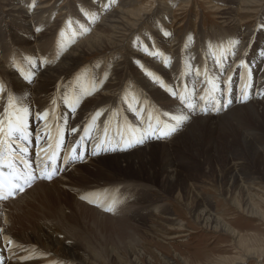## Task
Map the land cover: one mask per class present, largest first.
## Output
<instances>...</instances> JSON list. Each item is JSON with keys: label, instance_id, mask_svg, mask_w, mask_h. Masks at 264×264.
Masks as SVG:
<instances>
[{"label": "bare ground", "instance_id": "bare-ground-1", "mask_svg": "<svg viewBox=\"0 0 264 264\" xmlns=\"http://www.w3.org/2000/svg\"><path fill=\"white\" fill-rule=\"evenodd\" d=\"M133 1L86 0L89 7L88 20L84 18L81 21L85 23V30L65 32L62 30L63 21L60 23L58 19L52 18L56 8L49 5L48 1L35 2L34 4V0H0V84L4 86L3 91H0V122L3 123L5 133L3 137H0L4 140L0 150L4 152L5 157L14 158L16 167L30 171L37 179L33 185L15 199L7 202L0 201V209L5 203L6 207H10L19 213L23 212L25 209L23 206H16L21 205L17 202L35 188L45 184L48 199L61 204L57 219L68 221L71 217L78 219L81 216L83 222H86L85 218L87 217L95 223L98 214L94 213L99 212L101 214L102 209L99 211V208H96L97 205L90 202L93 201V196L84 198L80 191L75 192L81 198L83 197L85 204L80 202L81 200H74V203L71 204L68 199L71 187L82 188L94 185L88 182L83 186V182L88 180L89 174L98 172L101 165H105L109 170V174L105 178L114 177L121 171L138 176L139 180L150 183V180L158 177L155 175L156 170L145 173L144 170L136 166V160L141 155H147L146 150L142 149L151 144L150 149L152 151L163 155L164 163L160 168H174V171L170 169V172H173L172 175L175 177L179 173L182 179L179 177L175 179L170 173L165 175V173L158 171L162 180L160 181L162 190H166L168 193L175 192L176 189L179 190L178 199L181 200L182 197L186 202L188 201V203L183 204L198 224L207 228H219L236 236V230L233 226L226 224L221 217L213 214L214 205L210 202L211 200H200L197 202L198 204L192 200L196 196L198 198L200 194L196 189L198 185L189 179V172L187 174V171L179 169L185 165L191 167L195 160L185 157V163L182 161L181 165L179 164L180 161L173 162L174 158L173 160L171 158L174 156L172 146L165 148L166 146L160 143L163 141L164 144V139L157 138L159 130L166 127L164 124L166 118L163 116V120L159 116V112H170L173 116L183 114L187 117V122L180 129L183 132L178 139L181 146L189 138L192 139L197 134H202L208 126L219 131L233 129L235 139H238V133L241 134L242 150L236 154L263 160L264 155L262 154V157L260 153L262 150L256 147V151H253L250 146L264 144V82L260 83L264 81V49L262 50L264 47V23L261 26L247 29L248 27L245 28L240 25L241 20L236 10L230 14L229 18L226 17L228 13H221L220 19L224 32H227L229 38L227 44L230 53H228L227 60L223 62L224 67L218 70L209 61L208 52L211 48L208 50V42L200 44L197 41L204 37L208 40L209 37L213 38V35L196 38L195 35L188 33L189 39L177 36L170 41V38L175 34V32L172 34L170 31L172 28L168 29L166 26L170 21L171 6L164 0H156L157 5L152 14H141V10L134 11V9L126 11V7L132 6ZM182 1L188 2L189 0ZM236 2V0H231V3L236 4ZM245 2L246 4L243 2L240 5L242 10L248 8L245 5L251 3L246 0ZM80 4L71 2L69 11L77 14L82 9ZM35 5L38 6L35 8ZM59 17L64 21L67 20L63 13ZM4 20L7 22L2 24ZM6 23L11 26L2 28ZM146 24L150 26L144 30ZM256 47L261 48L258 49L259 52L254 50ZM92 54L95 55L94 59L84 62L86 56ZM247 55H249L247 65L252 64L248 63L249 61H256L249 70V76L252 75L253 79L250 82L256 84L255 92L258 91L259 95L255 94L249 97L246 94L247 86L243 82L235 86L225 84L222 87L223 90H217L219 94L227 90L230 91V89L237 90L236 93H233L232 97H203L202 106L196 108L197 112L195 113L190 111L192 107L189 101H180L178 105L172 101V97L160 89V83H155L164 79L166 86L167 83L168 86L173 84L174 77L183 68L188 69L190 76L188 78L193 80L196 77V70L202 68L204 64H207L213 73H216V69L224 74L225 69L232 61L233 64L236 61L240 62L239 57L245 58ZM22 68L28 71L32 79L23 73ZM189 87L191 89L192 85ZM127 91L136 93L139 103L143 102V107L136 114V108L139 104L134 102V97H122ZM208 93L209 96L212 95L210 91ZM245 94L247 95L246 99ZM172 95L174 96V94ZM10 97L14 98L11 104ZM228 99L231 106L226 107ZM186 105L187 109L185 108ZM21 107L28 109V114L25 117L27 139H14L9 143L7 136L8 121L9 118L16 119V112ZM103 116H110L109 119L113 117L114 122L108 121L106 125L110 124L107 127H102L101 119L104 118ZM115 116H118V119H115ZM136 116H140L139 121ZM145 117H148L151 122H148L149 127L143 126V129L148 131L137 136L133 141L134 143H132L130 136L128 139L127 135L124 137L120 135L122 127L127 132H131L135 130V122H147ZM80 123L88 125L87 133L80 132ZM141 137H143L144 142L136 143L135 141ZM210 140L212 142L203 141L200 144V146H206L205 153H210V148L215 150L218 148L214 136ZM134 146H138L135 149H138L137 153L140 152L137 157L126 158L123 156L124 160H122L117 153L113 154V151L121 152ZM199 149L201 148L199 147ZM207 156L210 160L218 159V157L213 156V153ZM199 157L201 156L199 155ZM53 160L55 161L56 172L52 181L48 182L46 178H41V176L52 171ZM175 171L176 174H174ZM237 171L234 166L229 170L231 176L226 179L225 186L227 189L233 188V193H236L239 201L246 207L245 211L256 215L257 211L252 206L254 197L251 195L255 186L247 179L252 173L239 176ZM164 178H168L169 182L166 183ZM218 180L220 182L221 178ZM140 185L142 188L144 187V190L150 189L149 185ZM181 188L184 190L183 196L180 194ZM233 206L237 207V205ZM201 208L202 210H200ZM67 211L73 213L68 214ZM42 212L44 216L40 220L35 218H28L29 220L16 219L19 232L13 231L14 233H11L12 231L10 232L7 226L5 227L8 229L0 227V264H42L43 251L50 254V259L55 260L53 264H101L102 254L106 256V253L108 259L105 261L108 264L113 260L122 259L117 257L121 253L116 250L119 243L104 242V247L100 248V251H94L93 254L88 248L75 243V239L73 241L69 239L67 237L69 235H63L65 241L59 239L58 234L62 235L61 231L63 230L52 223V210L47 211V214L44 210ZM153 212L164 214V207L162 205L155 206ZM122 222L128 224V220H122ZM65 223L67 224V222ZM127 224H124L125 227L131 228ZM135 232L134 234H136ZM63 233L65 234V231ZM99 237L102 236L99 235ZM61 238L63 239L62 236ZM132 240L129 241L128 246L124 247L126 252L136 242L132 243ZM124 242L126 243V241ZM135 254L130 253L134 258L132 261L141 262L139 255ZM21 261L25 262L21 263ZM48 264H52V262Z\"/></svg>", "mask_w": 264, "mask_h": 264}, {"label": "rangeland", "instance_id": "rangeland-1", "mask_svg": "<svg viewBox=\"0 0 264 264\" xmlns=\"http://www.w3.org/2000/svg\"><path fill=\"white\" fill-rule=\"evenodd\" d=\"M41 1L43 2L48 1L49 5H52L56 8L55 11L53 12L52 18L58 19V22L60 23H62L63 21L62 23L63 31L72 32V31L85 30V26H84L85 23H82L81 21L84 18L88 20L87 17L89 13V7L86 4V0H34V4L35 2L39 3ZM236 1L237 2L235 4V3H231V0H189L188 2L182 0H168V1L164 0V2H167V4L171 6V10H172L170 14V21L166 25L168 26V29L172 28L170 30L172 34H174L175 32L172 38H170V41H172L174 37L177 38V36L179 38L185 37L189 39L190 36L188 33H191L193 36L195 35L196 38L205 35L207 36L213 35V38L209 37L208 40H206V37H204L198 39L197 41L200 44H206L208 42L207 43L208 50L211 48L210 52H208L209 61L211 62V64H214V67L218 68V70H221V68L224 67L223 62L227 60L228 53H230L227 44L229 38L227 37V32L226 33L224 32V27L220 19L221 13L222 14L228 13V15L226 14V17L229 18L230 14L236 10L237 11L236 13H238L239 15L238 17L241 20L240 25H242V27L245 28L248 27L247 29H251L254 26L256 27L258 25L261 26V24L264 23V0H252V1L246 0L251 3H254V4L249 3V5H245V7H248L246 8L247 10L246 9L242 10L240 6L241 4H243V2L246 4L245 0H236ZM71 2L72 3L76 2V4L78 5L82 3L80 4V7L82 9L79 10L77 14H74L72 13V11H69L70 9L69 5H71ZM156 5H157L156 0H134L132 2V6L126 7L127 9L126 11H129L130 9L131 10L134 9V11L141 10L142 11L141 14H145V13L152 14ZM37 6L38 5H35L34 7L36 8ZM58 9L60 10L58 11ZM61 13H63L64 16L67 17V20L64 21L62 18L59 17ZM78 18H82V19H78ZM5 22H7V20H4L2 24H4ZM10 26L11 25H8L6 23L5 26H2V28L4 27L9 28ZM148 26L150 25L149 24L144 25V30ZM205 31L207 32L205 33ZM209 41L211 42L210 44H212L213 47L209 46L210 45ZM191 48L192 46L190 47V49ZM258 49L261 48L256 47L254 50L256 52H259ZM263 49L264 47H262V50ZM94 56H95L94 54L86 56L84 62L94 59ZM247 57L249 58V55H247L245 58L239 57L241 61L240 62L236 61L234 64L232 61L225 69L226 72L224 74L216 69L215 71L217 74L213 73L208 68V65L204 64L206 66L203 65L202 68L196 70V77L193 80L188 78L190 77L188 73V69L183 68V70H181L176 75V77H174L173 84H170L168 86L167 83L166 86L165 81H163L164 79L155 83H160L159 84L160 89L165 94L172 97L173 99L172 101L178 103V105L179 102L182 101L181 96L185 97L186 101H189L191 107L193 108V109L191 108L190 111L196 113L197 112L196 108L199 107L201 108L202 106L201 101H204L203 97L205 98L211 96L232 97L233 93H236L237 90L233 91V89L232 90L230 89V91L227 90L222 94H219L217 90L218 91L223 90L222 87L225 84L235 86L238 83L243 82L247 86L248 91L246 92V94H248L249 97L255 94L259 95L258 91L255 92V90L257 89V86H255L256 84L255 83L252 84L250 82L253 79L252 75L249 76V70L252 68L253 64L256 63V61L254 62L249 61L248 63L250 64L252 63V64L247 65L246 64L247 60H249L247 59ZM22 69H23V73L26 74L30 79H32L29 76L28 71L25 68ZM28 81L32 82L33 80L32 81L28 80ZM262 82L264 81H261L260 83ZM191 85L192 87L191 89H189L190 88L189 86ZM209 91L212 94L210 96L208 93ZM129 92L130 91H127L126 93L124 92L125 95H123L122 97H134L133 98L134 102L137 105L139 104L136 108L137 110L135 112L136 114L143 107V102L139 103V98L136 93H132V92L129 93ZM172 94H174L175 97ZM199 96L201 99L197 98ZM229 101L230 100L228 99V102L226 103V107L231 106ZM169 107H171L170 104ZM234 107H238V106H234ZM185 108L187 109V105L185 106ZM159 116L163 120H164L163 118L164 116L167 121L166 123V121L164 120V124L168 125L171 123L170 118L173 115H171L170 112L167 113L165 111H162L161 113L160 111ZM103 117L105 119L104 118L101 119L102 127L103 126L107 127L110 123L114 122L113 117H111L110 119H109L110 116H106V117L103 116ZM136 117H137L136 119H138L139 121L140 116H136ZM115 119H118V116H115ZM145 119L147 122H141V123L135 122L134 123L135 130L131 132L129 131L127 132V130H124L122 127L120 129V133H121L120 135H123V137L127 135L128 139L130 136V138L132 139V143H134L133 141L137 136H140L142 132L148 131V130H144L143 126L146 125L149 127L150 125L148 124L151 122L148 119V117H145ZM108 121L110 123L106 125ZM79 125L81 126L80 132H83V134L87 133L88 125L84 123H80ZM162 129H164V127H162ZM221 131L215 129L214 127L209 128L208 126V128H206L202 134H197L192 139L189 138L187 142H185L184 145L181 146L179 144L180 141L178 139L183 134V132L181 130H178L177 132L171 134L168 137H161V139H164V144L163 141L160 143L162 145H165L166 146L165 148L170 147V145L172 146L174 156L171 158L172 160L174 158L173 162L180 161L179 164L181 165V162L182 161L184 162L185 157L188 159L195 160V162L191 165V167H187L185 165L182 166V169H179L182 171H187V174L189 172V179L193 182H196L198 185L196 189L200 192V194L198 195V198L196 196L192 200L195 201V203L200 202V200L201 201L211 200L210 202H212L214 205L213 214L214 215L216 214V216H218L219 218L221 217V219H223L226 224L233 226L234 229L236 230V236L224 232L219 228H215V229L207 228L202 224H198L195 221V219L188 213L186 207L184 206V204L188 203V201L186 202V200L182 199V197L181 200L178 199L177 194L179 193V190L177 191L176 189L175 192L172 193H168L166 190L165 191L162 190L160 185V181L162 180L160 179L158 171L160 173H165V175H168V173L172 175L173 172L170 171L171 170L174 171V168H169V169H166V167L165 169L160 168L161 165L164 163V160L162 158L163 155L158 154L159 152L152 151L150 149V147L152 146L151 144H149L148 146H144L142 149V150H146L147 155H141L136 160V166L144 170L145 173L153 172L156 170L155 175H157L158 177L157 179L150 180V183L144 182L143 180H139L138 176L135 175L133 176V174L129 175L126 172H121V171L118 172V175L114 177L110 176L109 178H105L106 176H108L109 170L108 167H105V165H101L100 168L98 169V172H92L91 174H89L88 176L89 181L87 180L83 182V186L88 184V182L93 183L94 185L85 186L82 188L71 187V192L70 194H68V199L71 204L74 203V200L76 201L81 200L80 202L84 203L83 198H81L80 195H78L77 192H75V191L78 192L80 191L82 192L84 198H89L93 196L94 199L93 201L90 202L92 204H96L97 205L96 208L97 209L99 208L98 209L99 211L100 209L104 210V211L102 210L100 211L101 214L99 212L94 213V214H98L95 223H93L94 221H91L90 218L87 217H86L87 219L85 218L86 222H83L84 220L82 219L81 216H79L78 219L75 217H71L73 221L71 218L68 221L57 219L56 217L59 215L61 204L59 202L54 203V201H50L48 199V195L45 192L46 190L45 184H43L35 188L27 196H25L19 202H17L20 203L21 205H16V206H23V208L25 209L23 212L19 213L15 210H12L10 207H6L5 203H3L2 209H0L1 212L0 227L6 229L9 228L8 230L10 232L12 231L11 233L14 232L16 233L19 232V230H17L18 221L16 219L29 220L30 218H35L36 220H40V218L44 216V213L42 212L43 210L46 214L47 211L52 210V218H53L52 223L55 224L59 229L61 228L60 230H63L61 231L62 235L60 233L58 234L59 239L63 241H65V237L63 235L65 236L69 235L67 236L69 237V239H72V241L73 239H75L74 240V242L76 241L75 243L85 247L86 249L88 248L93 254L96 251H100V248L104 247L105 244L104 242H112L114 244L119 243L116 246L117 248L116 250L120 251L121 253L117 257H121L122 259L119 260L120 262L117 261L118 259L113 260L110 264H168V263L169 264H239V263L264 264V176H263L264 175V171H263L264 144L263 145L258 144L259 146L258 145L250 146V148L253 151H256V147H258L259 150L260 149L262 150L260 151V153L261 156L263 157V160L259 158L252 159L246 155L238 156L239 154L236 153L239 150H242V145L240 142L241 134L238 133L237 135L238 139H235L233 134L234 132L233 129H229L226 131L221 130ZM212 136H214V140H217L218 148L217 150L210 148L211 151L210 153L211 154L213 153V156L218 157V159L213 158V160L212 159L210 160L208 159L207 156L210 153L204 152L206 146L205 145L200 146V144L203 141L212 142V140H210ZM171 138L172 140H170ZM57 140H59L58 137ZM137 147L138 146H134L131 149L126 148L124 149V151L121 152L113 151V154L117 153V155L121 157L122 160H124L123 156H126V158L129 157L134 158L137 157L140 153V152L137 153L138 149L137 150L135 149ZM199 147L201 149H199ZM215 152H217V154H215ZM199 155L201 157H199ZM233 166L236 168V171L238 170L237 175L239 176H245L246 174L252 173L250 178L247 179L250 181L252 185L255 186V190L251 193V195L254 197L252 206H254L257 211L256 215L255 214L253 215L252 212L245 211L246 207L243 206V204L239 201L236 193H233V188L231 187L227 189V187L225 186V184L227 183L226 179H228L229 176H231V174H229V170L233 168ZM174 174H176V171L174 172ZM178 177L181 179L179 173H177L174 178L177 179ZM110 178L111 179L115 178V179L111 180ZM220 178L221 181L219 182L218 179ZM164 181H166L167 183V181L169 182V179L164 178ZM132 184H134L135 187ZM140 184L149 185L150 189L148 190L145 188L147 190L146 191L143 189L144 187L142 188ZM180 190H181L180 194L183 196L184 190L182 188ZM141 193L144 194L145 196H143ZM159 205H162L164 207V214H156L153 212L155 206H159ZM233 205H237L238 208L234 207ZM105 207L112 208V211H106ZM200 210H202V208ZM67 213L69 214L73 212L67 211ZM122 220H128V224L131 228H126L124 224L127 223H123ZM54 221L56 222L54 223ZM65 222H67V224ZM57 223H59V225H57ZM67 225H69L71 228L69 226L67 227ZM5 226H7L8 228ZM64 231L65 234L63 233ZM120 232L121 233L123 232L122 233L123 236ZM134 232L136 234H134ZM99 235H101L102 237H99ZM61 236L63 237V239L61 238ZM131 240L132 243L135 241L136 242L132 244L130 249L127 250L126 252L124 247H126V245L128 246L129 241ZM124 241H126L127 244ZM124 243L125 245H123ZM130 253L131 254L136 253L135 255H139V260L141 262L135 263V261H132L134 258L132 255H130ZM42 255H43L42 264L43 263L48 264L50 262H52V264L54 263L55 260H52L53 258L50 259L51 256L49 253L43 251ZM105 255L106 256L102 254V258L100 259L101 264H108L107 261H105L108 259L107 258L108 254L106 253ZM24 262L25 261H21V263Z\"/></svg>", "mask_w": 264, "mask_h": 264}, {"label": "snow or ice", "instance_id": "snow-or-ice-1", "mask_svg": "<svg viewBox=\"0 0 264 264\" xmlns=\"http://www.w3.org/2000/svg\"><path fill=\"white\" fill-rule=\"evenodd\" d=\"M4 86L0 84V91H3ZM247 95L245 94V99ZM14 98L10 97L9 101L10 104L13 102ZM181 100L184 102L186 98L181 96ZM230 102V101H229ZM190 106V105H189ZM28 114L27 108H19L17 110V116L15 120L9 118L8 121V140L9 143L12 142L14 139H27V132H26V123L25 117ZM46 115V114H45ZM171 123L166 125L165 129L159 130L160 137H168L171 134L180 130L184 124L187 122V117L183 114L174 115L170 118ZM155 134V133H153ZM5 135L3 123L0 122V137ZM136 143H143V137L135 141ZM4 144V140L0 139V146ZM0 161H6L5 163L0 166V200L7 199L9 197L14 198L17 191H24L25 186H31V182L35 179V176L28 173L26 174L23 171H18L14 166V158L13 157H5L4 152L0 150ZM55 161L53 160V168L50 173H46L42 175L41 178H47L49 180L52 179V176L55 174L56 169L54 167ZM3 169H7L5 172ZM83 198V197H82ZM106 211H112V208H106Z\"/></svg>", "mask_w": 264, "mask_h": 264}]
</instances>
